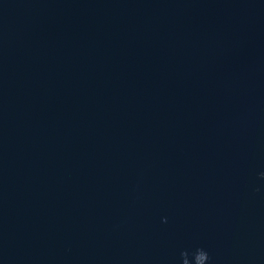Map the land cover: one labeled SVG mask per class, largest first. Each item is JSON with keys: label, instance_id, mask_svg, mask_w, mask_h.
Masks as SVG:
<instances>
[{"label": "water", "instance_id": "95a60500", "mask_svg": "<svg viewBox=\"0 0 264 264\" xmlns=\"http://www.w3.org/2000/svg\"><path fill=\"white\" fill-rule=\"evenodd\" d=\"M0 264H264V0H0Z\"/></svg>", "mask_w": 264, "mask_h": 264}]
</instances>
